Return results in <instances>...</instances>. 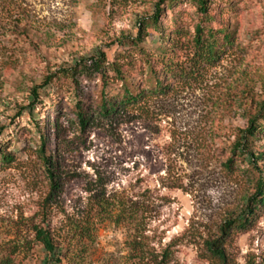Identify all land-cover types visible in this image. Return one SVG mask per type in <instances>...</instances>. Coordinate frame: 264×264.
Returning <instances> with one entry per match:
<instances>
[{
    "label": "rangeland",
    "instance_id": "374dc122",
    "mask_svg": "<svg viewBox=\"0 0 264 264\" xmlns=\"http://www.w3.org/2000/svg\"><path fill=\"white\" fill-rule=\"evenodd\" d=\"M174 1L0 0V150L13 158H0V264L9 257L40 264L34 228L66 238V225L87 215L89 189L147 208L143 218L141 208L119 225L96 220L83 264H264V205L249 228L226 239L225 263L207 248L257 191L243 173L250 161L237 171L225 163L236 128H246L264 101V0H209L213 27L228 24L234 32L233 45L214 64L168 95L111 117L94 104L91 121L79 125L77 90L87 103L100 101L103 81L93 72L77 81L63 72L82 70L104 53L107 63L118 60L139 80L145 54L162 47L153 27L136 44L140 23L158 5L166 34L174 15L191 32L199 21L193 0ZM192 57L185 52L180 61ZM108 67L110 85L120 88ZM34 87L41 102L32 119ZM46 133L57 188L45 161ZM252 149L264 152V134Z\"/></svg>",
    "mask_w": 264,
    "mask_h": 264
},
{
    "label": "trees",
    "instance_id": "16d2710c",
    "mask_svg": "<svg viewBox=\"0 0 264 264\" xmlns=\"http://www.w3.org/2000/svg\"><path fill=\"white\" fill-rule=\"evenodd\" d=\"M198 6L199 21L195 24L194 31L191 32L183 26L179 15L173 16L174 29H162L159 23L161 11L158 10L148 21H142L139 27L136 44L145 42L146 31L153 27L161 36L162 47H158L155 53L145 54L147 60V69L140 70L143 77L139 80L131 76L129 70L123 69V65L118 60L113 63H107L103 54L100 57L91 59L90 64L84 65L82 70H66L63 73L68 74L74 81L78 76L93 72L99 75L103 81V89L100 101L85 102L82 96L76 94L77 104L75 112L81 128H86L92 119V110L95 106L98 114L103 117H111L121 109L129 107H138L147 102L149 99L157 96L168 95L174 90V86L184 80H193L202 74L204 67L214 64L222 55L226 47L233 45V34L228 24H222L219 28L212 25L214 16L211 13L209 0H193ZM176 3L170 0V4ZM202 14V15H201ZM185 52L193 53L189 64L180 61V56ZM115 73V79L121 82V87L116 88L110 85L109 67ZM146 74V76H145ZM53 76V75H52ZM53 77L44 81V86L52 82ZM34 100L30 103V116L34 119L36 106L41 102L39 88L34 87L32 90ZM76 91V90H75ZM52 127V124L49 125ZM260 134H264V101L258 107V110L250 113L248 126L246 128L237 127L235 130L234 140L229 141V156L226 161L227 169L237 171L240 164L248 161L252 163L251 168L244 169L248 178L254 181L256 193L247 199L244 209L237 217L228 219L221 229V236L207 243L208 252L212 259H218L225 263V251L222 249L225 241L230 237L233 230H245L249 228L256 217L259 208L264 205V170L260 168L264 163V152L255 153L253 146ZM50 136L44 134L45 147L43 149L45 161L50 170V176L54 187L59 186L55 166V156L48 149ZM0 158L3 162H11V155L0 150ZM91 193L92 202L89 204L87 215L81 222H70L66 225V238L61 235L56 236L48 228L36 226L35 242L42 247V258L40 264H83L85 254L89 251L90 246L95 240L96 220H111L118 225L124 222H130L136 218L139 209L142 210L141 217H144L147 205L139 202H132L124 198H117L115 195H108L106 192ZM131 202V204H130ZM140 205V208H137ZM145 207V208H144ZM77 242L78 247L74 245ZM167 256V255H166ZM2 264H24L17 262L16 259L9 257Z\"/></svg>",
    "mask_w": 264,
    "mask_h": 264
}]
</instances>
